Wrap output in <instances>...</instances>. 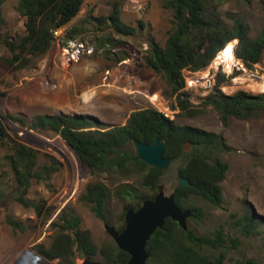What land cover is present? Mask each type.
<instances>
[{"label": "rangeland", "instance_id": "1", "mask_svg": "<svg viewBox=\"0 0 264 264\" xmlns=\"http://www.w3.org/2000/svg\"><path fill=\"white\" fill-rule=\"evenodd\" d=\"M164 3L165 0H87L70 25L78 26L80 34L75 39H67L64 29L43 58L27 57L11 65L6 61L13 59L11 51L0 45V117H4L11 140L37 152L35 177L23 203L20 201L23 188L8 158L10 148L0 143V264H58L42 258L37 246L49 245L54 234L52 224L65 209L81 218L83 228L90 230L99 247L111 242L105 222L80 197L88 184L104 183L111 191L107 205L109 222L116 229L121 226L127 202L116 198L114 190L138 181L136 176L92 173L80 164L58 134L32 130L31 122L40 115L68 114L95 117L103 127L124 125L132 112L153 108L150 97L155 93L161 94L172 111H177L174 116L177 124L220 134L233 148L209 157L211 162L222 160L230 166L222 184L224 203L216 207L207 201H193L191 204L203 216L191 217L189 229L198 236L214 237L216 232H223L224 248L214 252L216 257H224L223 264L250 259L264 264V118H231L225 126L220 115L204 104L215 92L217 77L213 90L203 96L191 85L193 80L187 74L183 93L190 100L191 110L201 113L190 117L181 112L178 95L163 76L147 65L150 41L164 46L174 27L173 11L165 8ZM117 8L121 20L136 29L133 35H119L110 23L100 22L113 15ZM3 12L4 37L18 41L25 35L26 22L18 11V0H8ZM221 13L228 23L243 19L252 38L264 34V0H225ZM70 40L87 48L76 63L64 57L63 48ZM251 71L260 77L255 91L248 90L244 84L235 93L264 95V59ZM128 151L135 154L133 144ZM183 164L175 161L161 179L170 193L178 185V173L174 174ZM247 215L259 223L251 234L241 226ZM9 217L21 223L23 229L12 228L7 223ZM82 260L76 256L75 262Z\"/></svg>", "mask_w": 264, "mask_h": 264}, {"label": "trees", "instance_id": "2", "mask_svg": "<svg viewBox=\"0 0 264 264\" xmlns=\"http://www.w3.org/2000/svg\"><path fill=\"white\" fill-rule=\"evenodd\" d=\"M8 0H0V45L6 46L13 59L11 65L23 62L27 57L43 58L50 52L56 40L55 31L65 29L67 39L80 34L78 26L70 27L80 15L87 0H18V11L26 19L25 35L18 41H10L3 35L5 17L3 7ZM225 0H165L164 6L173 11L174 27L164 46L152 40L149 43L147 65L165 79L174 94L181 112L195 116L200 111L191 110L187 94L183 93L185 79L183 71L206 70L217 53L233 39H239L237 55L252 70L264 59V34L252 38L243 19L228 23L221 13ZM102 24L110 23L114 31L130 36L136 29L126 25L117 8L108 18L100 19ZM70 27V28H69ZM69 28V29H68ZM1 62V59H0ZM1 67V65H0ZM230 79L220 73L217 87L205 100L221 117L225 126L231 118H264V95L253 96L244 91L227 96L219 91L221 85ZM21 121L20 119H15ZM32 130L51 131L58 134L73 151L81 165L92 173L121 174L136 176V184L125 183L116 187V198L127 202L122 215L121 233L126 226L125 214L137 211L144 201L153 199L163 172L137 160L128 147L134 140L152 144L156 139L166 142L164 157L183 161L178 175L190 181L186 188H175L176 205L183 211L189 210L192 218L201 219L202 211L193 201H207L216 207L224 203L223 182L229 172V164L222 160L211 162L209 157L221 151H233L225 138L216 133L190 126H182L166 118L154 108L136 110L131 113L125 125L103 127L95 117L85 115H40L30 125ZM0 143L10 148L11 167L23 188L20 201L26 203L31 182L35 177L37 152L32 148L10 139L4 117H0ZM191 143L190 153L184 147ZM110 189L101 182L87 185L80 201L89 205L97 218L110 225L107 205ZM1 201V196H0ZM1 212V210H0ZM7 223L15 230L21 223L11 217ZM111 226V225H110ZM242 229L251 234L258 228L253 216L247 215L241 221ZM54 234L49 245L37 246L38 254L58 264H76V256L102 261L104 264H128L131 257L111 242L99 247L92 233L82 226V220L72 210L62 211L52 224ZM226 242L222 231L211 236H198L192 230L184 231L177 222L167 219L163 229H158L147 246L150 258L147 264H223L224 257H216ZM237 264H260L255 260L240 261Z\"/></svg>", "mask_w": 264, "mask_h": 264}, {"label": "water", "instance_id": "3", "mask_svg": "<svg viewBox=\"0 0 264 264\" xmlns=\"http://www.w3.org/2000/svg\"><path fill=\"white\" fill-rule=\"evenodd\" d=\"M135 157L137 160L145 162L151 168L160 169L163 172L162 177L170 170L175 162L173 158L164 157L166 142L156 139L152 144H145L134 140L132 142ZM192 146L188 143L184 147V152L189 151ZM180 170V169H179ZM179 170L174 174L177 175ZM179 188L190 186V181L178 175ZM174 192H168L165 184L161 183L158 187V193L153 199L143 202L142 206L134 211L128 210L125 214L126 226L121 233L105 223L104 227L107 234L113 239L117 247L130 255L128 264H147L150 255L147 252V246L152 236L158 229H163L167 219L177 222L184 230H189L188 221L192 217L189 210H181L175 203ZM78 264H104L100 260L84 258Z\"/></svg>", "mask_w": 264, "mask_h": 264}, {"label": "built area", "instance_id": "4", "mask_svg": "<svg viewBox=\"0 0 264 264\" xmlns=\"http://www.w3.org/2000/svg\"><path fill=\"white\" fill-rule=\"evenodd\" d=\"M64 29H60L54 32L56 39L58 36H62ZM239 39H233L228 42L223 49H221L216 57L214 58L211 65L204 71L192 72L188 69L183 71V76L187 75L194 84L191 85L195 88L198 94L207 95L214 88L215 78L220 74H224L229 82L225 83L220 90L223 94L231 96L235 92L245 86L248 90L255 91L256 85H259V76L252 72L245 64V62L240 59L237 55V48L239 46ZM67 47L63 48V53L65 59L70 63L78 62L81 55L87 50V48L82 44H76L75 41L70 40L67 42ZM231 47V48H230ZM206 76L207 82L206 85L199 86L200 78ZM208 84V85H207ZM261 91V90H260ZM150 101L153 105V108L158 112L162 113L166 118L174 121V116L177 111H172L164 101L163 97L159 93H155L150 97Z\"/></svg>", "mask_w": 264, "mask_h": 264}, {"label": "bare ground", "instance_id": "5", "mask_svg": "<svg viewBox=\"0 0 264 264\" xmlns=\"http://www.w3.org/2000/svg\"><path fill=\"white\" fill-rule=\"evenodd\" d=\"M230 48H231V47H230ZM207 79H208V78H206V76H204L203 78H200L199 81H200V80H201V81H200L199 86L201 87L202 85H206ZM192 84H194V83L192 82ZM207 85H208V84H207ZM262 85H263V87H264V81H263Z\"/></svg>", "mask_w": 264, "mask_h": 264}, {"label": "crops", "instance_id": "6", "mask_svg": "<svg viewBox=\"0 0 264 264\" xmlns=\"http://www.w3.org/2000/svg\"><path fill=\"white\" fill-rule=\"evenodd\" d=\"M97 87V86H96ZM131 115V114H130ZM130 115L128 116V118L130 117ZM125 125V124H124Z\"/></svg>", "mask_w": 264, "mask_h": 264}]
</instances>
